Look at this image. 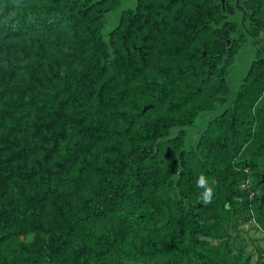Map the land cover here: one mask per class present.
Segmentation results:
<instances>
[{
    "label": "trees",
    "instance_id": "16d2710c",
    "mask_svg": "<svg viewBox=\"0 0 264 264\" xmlns=\"http://www.w3.org/2000/svg\"><path fill=\"white\" fill-rule=\"evenodd\" d=\"M117 6L0 0V264H250L264 0Z\"/></svg>",
    "mask_w": 264,
    "mask_h": 264
},
{
    "label": "rangeland",
    "instance_id": "374dc122",
    "mask_svg": "<svg viewBox=\"0 0 264 264\" xmlns=\"http://www.w3.org/2000/svg\"><path fill=\"white\" fill-rule=\"evenodd\" d=\"M118 6L117 8L107 12L104 17V23L102 27V34L105 35L108 31H110L117 23L119 12L123 9L132 8L134 5V0H117ZM241 73V72H237ZM201 123L194 124L191 132L194 134L197 132ZM240 236L243 238H251L254 240L253 243L248 244L245 248V253L250 255V264H262L264 261V253L261 254L260 258L257 257V249H264V234L254 230L253 227L246 223L240 226ZM229 236L233 235V232H228ZM257 259L259 262H256Z\"/></svg>",
    "mask_w": 264,
    "mask_h": 264
},
{
    "label": "clouds",
    "instance_id": "9594fccd",
    "mask_svg": "<svg viewBox=\"0 0 264 264\" xmlns=\"http://www.w3.org/2000/svg\"><path fill=\"white\" fill-rule=\"evenodd\" d=\"M196 186L198 188L203 189V192L200 194V199L202 200V202L204 204L211 203L213 196V188L209 184L208 179L203 174L198 177L196 181Z\"/></svg>",
    "mask_w": 264,
    "mask_h": 264
},
{
    "label": "flooded vegetation",
    "instance_id": "af4514ba",
    "mask_svg": "<svg viewBox=\"0 0 264 264\" xmlns=\"http://www.w3.org/2000/svg\"><path fill=\"white\" fill-rule=\"evenodd\" d=\"M232 1L234 6L236 7L237 10H240L239 6H238V0H229Z\"/></svg>",
    "mask_w": 264,
    "mask_h": 264
},
{
    "label": "water",
    "instance_id": "95a60500",
    "mask_svg": "<svg viewBox=\"0 0 264 264\" xmlns=\"http://www.w3.org/2000/svg\"><path fill=\"white\" fill-rule=\"evenodd\" d=\"M220 2L222 3V2H223V0H220ZM145 109H146V107H144V108L142 109V111H145ZM261 181H262V185H263V187H264V183H263V177H261Z\"/></svg>",
    "mask_w": 264,
    "mask_h": 264
}]
</instances>
